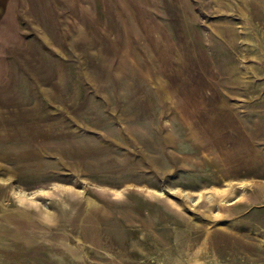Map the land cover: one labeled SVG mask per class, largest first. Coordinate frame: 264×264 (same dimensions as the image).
<instances>
[{
  "label": "rangeland",
  "instance_id": "1",
  "mask_svg": "<svg viewBox=\"0 0 264 264\" xmlns=\"http://www.w3.org/2000/svg\"><path fill=\"white\" fill-rule=\"evenodd\" d=\"M0 264H264V0H0Z\"/></svg>",
  "mask_w": 264,
  "mask_h": 264
}]
</instances>
